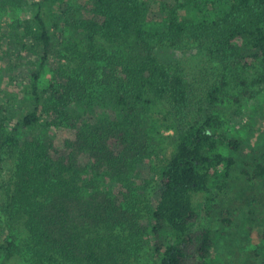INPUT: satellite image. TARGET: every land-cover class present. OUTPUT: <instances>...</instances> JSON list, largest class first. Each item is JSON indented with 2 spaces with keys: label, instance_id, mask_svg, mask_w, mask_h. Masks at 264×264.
Instances as JSON below:
<instances>
[{
  "label": "trees",
  "instance_id": "obj_1",
  "mask_svg": "<svg viewBox=\"0 0 264 264\" xmlns=\"http://www.w3.org/2000/svg\"><path fill=\"white\" fill-rule=\"evenodd\" d=\"M7 44L28 57L0 87V264H216L193 196L228 229L235 167L264 242V151L219 131L264 86V0H0ZM190 47L203 85L159 55Z\"/></svg>",
  "mask_w": 264,
  "mask_h": 264
},
{
  "label": "rangeland",
  "instance_id": "obj_2",
  "mask_svg": "<svg viewBox=\"0 0 264 264\" xmlns=\"http://www.w3.org/2000/svg\"><path fill=\"white\" fill-rule=\"evenodd\" d=\"M25 11V12H24ZM22 14L29 16L28 10ZM7 44L10 55L0 63V87L8 85L11 77L26 69V53L24 59L19 63L14 57L16 51ZM197 53L195 47L183 49H160L159 55L169 60H174L181 67L188 69L190 75L197 77L201 83V66L196 65L191 55ZM51 72L47 69L39 82L40 88H45L50 78ZM207 77V76H204ZM203 85V83H202ZM264 101V86L255 88L252 97L244 100L240 105L226 104L227 114L221 117L222 123L219 131L227 133L229 136L240 135L244 137L253 147L264 151V114L259 113L258 107ZM199 105H197V109ZM195 113L193 114V116ZM171 140L176 139V131H165ZM253 185L248 178L241 174L238 167L232 169L230 178L224 191L219 195L218 200L222 207L229 209L232 213V224L224 230L220 228L216 218L207 215L205 211V193H196L193 196V204L198 213V219L192 225L191 230L204 227H211L221 231L217 246L216 264H264V242H252L240 229V223L246 215L247 203L252 194ZM149 258L152 259L151 254Z\"/></svg>",
  "mask_w": 264,
  "mask_h": 264
}]
</instances>
